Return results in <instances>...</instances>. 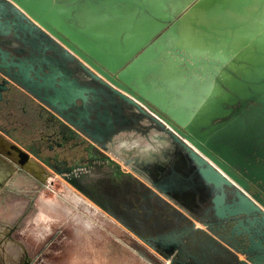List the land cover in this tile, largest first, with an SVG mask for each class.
Masks as SVG:
<instances>
[{"label":"water","instance_id":"water-1","mask_svg":"<svg viewBox=\"0 0 264 264\" xmlns=\"http://www.w3.org/2000/svg\"><path fill=\"white\" fill-rule=\"evenodd\" d=\"M11 31L16 45L23 42L31 50L20 60L2 48L4 42L0 39V70L7 77L1 78V83L12 82L21 88L59 122L58 128L70 125L73 133L87 137L90 146L98 150L106 148L122 130L156 129L163 140L155 145L163 147L154 151L166 154V165L149 173L151 186L146 190L154 196L157 207L160 203L168 206L167 198L190 201L194 195L202 210H195L194 219L178 217L176 209L171 212L175 220L188 221L176 240L204 249L202 263L217 257L222 258V264H264V133L210 141L175 123L162 111L154 115L126 93L133 92V87L119 74L116 77L95 49L83 44L64 23L55 21L52 13L40 14L28 0H0V34ZM12 97H16L14 92ZM248 99L264 106V91L237 98L242 104ZM232 111L244 114V109ZM117 123L122 124L120 128H116ZM99 158L118 164L107 154ZM24 160L25 154L20 162ZM73 170L65 172L72 174ZM136 192L145 196V192ZM196 222L203 227L196 226ZM132 232L157 251L146 238ZM214 244L221 245L229 257ZM172 250L160 254L171 264H178L173 255L181 250L180 246L176 243ZM239 252L244 258H239Z\"/></svg>","mask_w":264,"mask_h":264},{"label":"bare ground","instance_id":"bare-ground-1","mask_svg":"<svg viewBox=\"0 0 264 264\" xmlns=\"http://www.w3.org/2000/svg\"><path fill=\"white\" fill-rule=\"evenodd\" d=\"M28 1L40 14L52 13L55 21L64 23L83 44L95 49L116 77L119 74L133 87V92L126 93L154 115L162 111L175 123L210 141L259 134L251 125L256 118L234 114L224 104L264 91V0H198L194 10L142 52L163 23L190 0ZM193 22L216 23L230 29L222 32L219 42H208L192 28ZM163 46L179 47L193 57L207 52L219 63L238 52L237 62L224 66L216 80L213 76L218 66L196 64L193 68L197 74L191 72V77L189 70L179 65V56L160 51ZM226 115L231 117L227 119ZM218 118L223 119L214 122ZM153 138L156 144L163 140L158 133ZM136 142L122 140L121 145ZM9 148L29 160L19 145ZM140 154L146 161L161 158L149 168L152 173L166 165V154L156 153L149 143L141 147Z\"/></svg>","mask_w":264,"mask_h":264},{"label":"rangeland","instance_id":"rangeland-1","mask_svg":"<svg viewBox=\"0 0 264 264\" xmlns=\"http://www.w3.org/2000/svg\"><path fill=\"white\" fill-rule=\"evenodd\" d=\"M197 1L190 0L167 19L160 30L143 46L141 52L163 37L172 24L179 23L189 11L194 10ZM191 26L206 41L215 43L221 40L223 31H226L227 28L230 29L228 26L219 27L216 23L208 25L193 22ZM228 40L225 39V41ZM160 51L179 56V65L189 70L191 77V72L197 74V69L194 70L195 68H193L196 67V64L199 67L201 64L211 63L213 66H218L219 71L214 74V80L219 76V72L224 66L230 62L236 64L237 61L235 60L238 54V52L230 53L224 61L219 63L207 52L193 57L179 47L163 46ZM187 63L191 64L192 67H189ZM257 103L256 99H248L245 104H242L240 100L236 99V101L226 102L224 105L228 106L230 110L238 112L241 109L249 110L251 106H255ZM144 108L147 109L145 106ZM221 119L218 118L214 122L222 121ZM142 122L147 121L143 120ZM144 129V131H139L135 128H129L116 134L108 146L100 148V150L102 154L109 155L118 164L113 165L107 161L94 162L90 167V173L88 172L87 175L84 171L76 174L73 172L74 176L73 174L61 175L42 164L30 152L27 153L29 160L26 165L30 169V173L39 179V182H33L26 195L14 198V204L20 207L24 203V212L40 206L43 213L34 218L35 221L32 218L29 227H44L46 239L57 234L60 230L58 236H61V242L69 241L62 259L57 260V264H100L101 260L104 264H171L168 259L125 227L120 216L110 208V205L122 203V200L124 203L127 194L135 195V189L145 192L151 186L148 180L149 168L160 158L156 157L157 159L146 161L141 156L140 149L148 143L157 151L161 150L163 146L155 145L153 136L158 133L156 129L148 127H144ZM134 139L137 142L132 146L121 145L122 140L132 141ZM0 144L5 147L4 152L0 153V157L15 162L17 155L9 147L16 143L0 141ZM100 174L105 175L108 186L96 189L93 186ZM158 194L167 198L161 192ZM109 196H112L110 200L106 198ZM111 213L115 214L116 217ZM155 218L156 216L153 214L149 217V221ZM85 224L92 225V229L86 230ZM76 229L78 230L77 233H75ZM59 239L57 238V240ZM44 260L50 261L52 258L45 257ZM43 263H40V260L35 261V264Z\"/></svg>","mask_w":264,"mask_h":264},{"label":"flooded vegetation","instance_id":"flooded-vegetation-1","mask_svg":"<svg viewBox=\"0 0 264 264\" xmlns=\"http://www.w3.org/2000/svg\"><path fill=\"white\" fill-rule=\"evenodd\" d=\"M0 39L4 42L2 48L6 49L10 56L18 57L20 60L25 59L31 50L30 46L23 42H17V45L14 43L13 31L8 34H0ZM15 58L13 60H16ZM1 78H7L2 70H0V131L9 136L10 132L22 134L24 140V127L34 126L35 119L36 121L39 120L38 132L30 138L27 146L19 143L26 154L30 152L48 168L55 172L56 170L61 171L59 173L61 175H65V170L73 167L75 174L84 171L87 175L88 172L90 173V167L94 162H109L108 160H101L99 158L103 155L101 150L99 149V151L97 148L91 147V142L87 137L73 133L72 127L68 124V127L64 129L58 128L57 124L59 122L46 113L40 105L30 100L21 88L13 86L12 82L1 83ZM13 92L16 95L15 99L12 97ZM28 100L30 102V110L26 111L24 105ZM244 114L246 119L256 118V123H251V125L254 124L257 127V130H253V132H259L258 135L264 133V106H251ZM121 125V123H117L115 126L116 128H120ZM6 151L8 152V149ZM20 159L19 155L16 156V161L14 162L16 169L39 182V179L30 173V169L26 165L27 161L24 160L21 163ZM109 163L116 165L113 162ZM95 183L93 187L96 189L108 186L104 174L98 175ZM137 190H134L135 195L127 194L124 203L122 200V203L119 202V204H115L114 206L110 205L111 210L117 213L123 222L128 224L129 230L135 231L146 238L157 249L158 253L167 255L168 252L173 251L172 247L177 243L181 250L173 255V259L178 264H222V258L217 259V257L202 263L204 249L193 246L190 243L185 244V240L182 243L176 240L180 230L188 224L187 219H172L170 215L173 207L166 206L163 203H160V206L157 207L154 196L150 194V191L146 190L144 196L138 194ZM95 193L97 194V192ZM106 198L110 200L112 196ZM199 208H201L199 205L197 207L191 206L192 215H197L196 209H198L199 213H202V210ZM153 214H155L156 218L149 221V217ZM220 243L231 249L223 242ZM236 246L241 250L240 245ZM213 247L222 252L226 257H229L225 254L221 245L214 244ZM174 252H177V250ZM237 254L239 258H244L240 252ZM25 262L26 264L29 263L28 260Z\"/></svg>","mask_w":264,"mask_h":264},{"label":"crops","instance_id":"crops-1","mask_svg":"<svg viewBox=\"0 0 264 264\" xmlns=\"http://www.w3.org/2000/svg\"><path fill=\"white\" fill-rule=\"evenodd\" d=\"M27 97L39 105L30 95L27 94ZM24 106L26 111L30 110L29 100ZM38 121L35 119L34 126L24 127V144H28L30 138L34 134H37L39 128ZM16 135L22 136L19 133H16ZM0 141H3V143H10L11 141L20 145L2 131H0ZM4 150V145L0 144V153L4 152ZM33 182L36 181L16 169L14 161H8L0 157V264H26V260L29 261L28 264H35L36 260H40V263L44 262L43 264H57V260L62 259L68 247L69 241L61 242L62 238L58 236L60 230L57 234L46 239L44 227H29L32 218L35 221L34 218L39 217L43 213L40 206L36 207V209L30 208L24 212V203L20 207L14 204V198L26 195ZM166 201L168 206L173 207V210H177L178 216L188 219H194L191 206L200 205L197 197H194V195L190 201H187L185 198H176V200L167 198ZM196 226L202 227V224L196 222ZM84 228L90 230L92 229V225L85 224ZM77 232L78 230L76 229L75 233ZM57 238L60 239L57 240ZM65 244L66 246H64ZM45 257L52 258V260L45 261ZM100 264H104L102 260Z\"/></svg>","mask_w":264,"mask_h":264},{"label":"trees","instance_id":"trees-1","mask_svg":"<svg viewBox=\"0 0 264 264\" xmlns=\"http://www.w3.org/2000/svg\"><path fill=\"white\" fill-rule=\"evenodd\" d=\"M10 136L15 139L18 143H20L21 145L27 146V144H24V140L22 136L16 135L15 132H10Z\"/></svg>","mask_w":264,"mask_h":264}]
</instances>
